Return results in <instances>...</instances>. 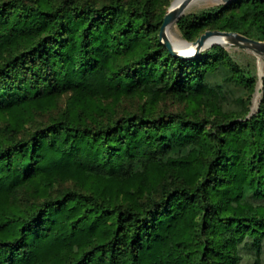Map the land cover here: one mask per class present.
Instances as JSON below:
<instances>
[{
	"label": "trees",
	"instance_id": "trees-1",
	"mask_svg": "<svg viewBox=\"0 0 264 264\" xmlns=\"http://www.w3.org/2000/svg\"><path fill=\"white\" fill-rule=\"evenodd\" d=\"M164 14L0 0V264H264V77L248 115L254 59L173 56ZM175 24L264 41V0Z\"/></svg>",
	"mask_w": 264,
	"mask_h": 264
},
{
	"label": "water",
	"instance_id": "water-1",
	"mask_svg": "<svg viewBox=\"0 0 264 264\" xmlns=\"http://www.w3.org/2000/svg\"><path fill=\"white\" fill-rule=\"evenodd\" d=\"M177 0H174L163 16V20L159 29V40L161 43L168 49L170 54L179 58H193L197 56L202 50L210 47L213 44H228L236 45L246 50L252 52L253 54H258L261 57H264V41H259L255 39L248 38L242 34L231 31H213L206 30L194 41L189 42L187 40L183 41L186 45H180L173 43L167 36V29L176 23L178 18L183 14L186 7L192 3L194 0H180V3L175 5ZM218 1V4H225L234 0H215ZM218 39H226L227 43L217 41ZM189 45L192 46V51H186ZM259 80L257 82L256 92L262 86V75L258 76ZM259 92V90H258ZM259 94H261L259 92ZM259 104H256L255 108L258 110ZM253 111L249 113L252 114Z\"/></svg>",
	"mask_w": 264,
	"mask_h": 264
},
{
	"label": "rangeland",
	"instance_id": "rangeland-1",
	"mask_svg": "<svg viewBox=\"0 0 264 264\" xmlns=\"http://www.w3.org/2000/svg\"><path fill=\"white\" fill-rule=\"evenodd\" d=\"M174 0H160V3L163 5V8L165 9V13L166 11L169 9V7L171 6L172 2ZM212 5H218V1H215V0H200V1H197V2H193V3H190L186 9L184 10L183 14L182 15H185V14H191V13H195V12H200ZM174 34L177 38L181 39L182 41H185V39L181 36L176 24L174 23ZM194 41V40H193ZM189 42H192V41H189ZM226 49L231 53L233 54V56H236L237 58H240V59H244V56H250L254 59V63H255V67H256V74H257V81H256V86H255V90L254 92L252 93L250 99H249V102H248V115L251 111H253L252 113H254L256 111V109H253V99H254V96L256 94V87H257V82L259 80V77L258 76H261L264 77V57H261L260 55L258 54H253L252 52L246 50L245 48H242V47H239V46H236V45H228V44H224ZM228 88L231 90L224 106L226 108H230L232 110L234 109H238L240 107V104H237L236 101H235V98L236 97H245V92L243 89L241 88H234L232 85H229ZM261 89V88H260ZM259 89V92L261 93ZM260 98H261V94H259V97H258V102L257 104L260 103ZM165 107L167 108H170V109H174V108H177L176 104L171 102V101H167L165 103ZM263 137H264V129L261 130L260 132Z\"/></svg>",
	"mask_w": 264,
	"mask_h": 264
},
{
	"label": "bare ground",
	"instance_id": "bare-ground-1",
	"mask_svg": "<svg viewBox=\"0 0 264 264\" xmlns=\"http://www.w3.org/2000/svg\"><path fill=\"white\" fill-rule=\"evenodd\" d=\"M197 1H200V0H194L193 2H197ZM202 1V0H201ZM192 2V3H193ZM180 3V0H177L175 5L179 4ZM167 36L168 38L173 42V43H176V44H180V45H183L185 46L186 44L179 38H177L174 34V25H171L168 29H167ZM217 41H220V42H223V43H227L228 40L226 39H218ZM187 50L186 51H192V46L189 45V47L186 48ZM259 87L257 89V92L254 96V99H253V107L255 108L257 102H258V97H259Z\"/></svg>",
	"mask_w": 264,
	"mask_h": 264
}]
</instances>
